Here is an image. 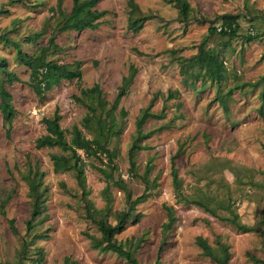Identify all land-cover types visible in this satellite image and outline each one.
<instances>
[{
    "label": "rangeland",
    "instance_id": "1",
    "mask_svg": "<svg viewBox=\"0 0 264 264\" xmlns=\"http://www.w3.org/2000/svg\"><path fill=\"white\" fill-rule=\"evenodd\" d=\"M12 1L0 0V12L7 11L0 15V37L8 34L27 54L47 47L57 27L58 0ZM134 1L143 14L156 16L137 34L128 26L129 0H102L95 10L108 14L98 29L57 35L60 50L50 59L71 67L79 62L82 81H63L44 99L28 86L30 70L19 63L15 46L0 40V59L21 80L6 86L16 111L10 137L0 108V264H131L95 247L94 240L102 235L87 215L89 209L97 212L95 216L107 214L109 223L116 225L118 215L128 209L126 193L115 184L121 181L134 199L147 196L136 208L135 214L142 215L139 221L130 220L116 235L138 264H156L168 208L175 221L162 264H217L204 255L198 238L214 249L227 244L230 264H257L251 256L264 260V0H188L193 8L188 23H181L178 9L165 0ZM72 7L73 0H63L67 13ZM227 14L239 17L238 36L211 37L206 46L224 61L226 78L221 84L207 81L202 89L203 79L190 78L186 83L177 58L196 55L209 29L222 25ZM252 27V36L258 37L250 41ZM30 36H35L34 43L27 41ZM131 66L138 72L116 112L123 126L108 143L117 155L115 181L107 182L97 170L107 168L105 156L104 161L84 156V192L73 172H54L51 156L65 155L60 149L36 148L37 140L47 134L43 120L58 109L69 141L74 126L92 139L83 126L88 109L76 97L99 85L103 98L112 104ZM152 100V113L164 117L144 125L149 138L142 144L147 149L137 155L133 170L129 150L138 135L136 122ZM122 108L127 116L121 120ZM36 165L45 174L41 190L48 189L49 219L29 232L26 223L33 197L28 177ZM174 167L185 202L175 191ZM199 201L222 217L233 211L255 231L240 233L198 206ZM43 235L48 237L41 240Z\"/></svg>",
    "mask_w": 264,
    "mask_h": 264
},
{
    "label": "trees",
    "instance_id": "2",
    "mask_svg": "<svg viewBox=\"0 0 264 264\" xmlns=\"http://www.w3.org/2000/svg\"><path fill=\"white\" fill-rule=\"evenodd\" d=\"M102 0H73V7L69 13L63 8V0H58L57 8V27L56 31L51 35L49 44L47 47H40L35 53L27 54L22 48L13 42L8 34H4L0 37L4 43H10L15 46L16 55L19 63L30 70L28 86L32 89L35 95L44 99L46 94L51 92L55 87L61 85L63 81H82V72L79 68L80 63H75L74 67L70 65L61 64L58 61L52 60L51 55L60 50V47L56 43V37L59 33H66L70 31L82 32L84 30H96L101 26L100 20L104 18L108 12L95 10L97 5ZM24 0H13L12 3H23ZM166 3L174 5L179 12V21L181 23H188L193 19V8L188 0H165ZM130 16H129V29L137 34L139 33L145 23L149 20L155 19L154 14H143L139 5L134 0H129ZM7 11H1V14ZM238 16L227 14L222 17L223 29L219 31L220 26H214L209 29V36L199 46V51L191 58L179 57L178 62L182 75L186 77V83L189 84L188 79H203L201 89L206 85L207 81L211 83L221 84L226 78V67L224 61L220 58L219 54H215L212 49H207L208 39L211 37L219 36L221 38L234 39L238 36L240 25L238 23ZM199 21L203 22L202 19ZM254 29L252 27L250 28ZM46 31V28H44ZM255 34V33H254ZM249 32L248 40L252 41L256 39ZM29 43H34L35 36H30L27 40ZM264 59V56H263ZM1 72L4 73V77L1 76ZM137 69L134 66L130 67L129 76L123 79V84L119 89L118 95L114 102L110 104L105 98H103L102 90L99 85H95L93 88L81 90V98L76 97L77 101L84 103L88 109V114L83 121L84 128L93 134V138H88L84 131L78 126H74L71 135L72 138L69 141L66 137V132L61 128L60 122L62 115L58 109L55 111L53 117L45 118L43 120L47 134L40 137L36 142L37 149L44 148H58L63 154H54L51 156V160L54 165L55 173L73 172L76 176L83 191H86V174H85V161L83 157L98 158L104 161V156L107 158V162L104 164L107 168H97L99 173L105 178L107 182H113L114 173L118 169L115 159L117 157L114 151L108 148L109 140L118 136L119 128L123 126V120L127 116V112L122 108L120 109L121 122L117 121V110L121 104L123 98L129 94L130 87L132 86L135 77L137 75ZM15 82H21L18 76L7 69V63L5 60L0 59V108L4 117L5 126L7 128V136L10 137L12 124L16 117V111L13 107L12 94L6 89V86L13 85ZM200 89V90H201ZM264 101V96H263ZM155 100H152L150 105L143 109L137 119L136 126L138 129V135L133 142L129 150V159L131 169H136V158L140 151L147 149L142 142L149 138L144 132L143 127L149 119H162V114L155 115L152 113V107ZM33 174V176H32ZM45 176L40 172L39 165H36L28 177L29 188L31 196L33 197L31 219L27 221V229L29 232L33 231L38 223L49 219V215L46 214V202L47 187L41 190L42 179ZM172 176L175 186L176 194L180 202H185L181 196V180L179 178L178 170L174 167L172 170ZM120 189L126 193L128 209L122 211L118 215V223L112 225L108 221L107 214L93 212L89 209L87 212L88 218L92 220L94 224L98 226L101 232L102 238L100 240L95 239V247L101 248L103 252H113L119 256L125 258L131 264H138V261L134 255L127 251L123 244L116 241V235L125 230V225L130 220L138 222L141 218V214H135L138 204H142L147 200L146 195L133 198L132 192L127 188L123 181L115 183ZM192 203V202H190ZM197 205L205 209L210 215L216 217L222 222L229 223L237 229L240 233H251L255 229L247 226L239 221V217L233 211L231 216L222 217L218 212L210 207L203 201L197 202ZM5 206L3 204L2 214L5 215ZM43 216V217H42ZM42 217V218H41ZM175 221V216L171 208H168V222L164 226L163 243L160 246L157 254L156 264H162V255L167 245L168 234L171 230L172 224ZM12 230L16 233L14 220L10 221ZM263 234V233H262ZM264 236V234H263ZM48 236H40L41 240L46 239ZM198 246L203 250L205 256L214 260L217 264H230L231 253L229 246L225 243H219L217 249L204 239L198 238ZM136 245H140L137 242ZM26 249L29 244L25 245ZM253 262L257 264H264V260H259L251 256Z\"/></svg>",
    "mask_w": 264,
    "mask_h": 264
},
{
    "label": "built area",
    "instance_id": "3",
    "mask_svg": "<svg viewBox=\"0 0 264 264\" xmlns=\"http://www.w3.org/2000/svg\"><path fill=\"white\" fill-rule=\"evenodd\" d=\"M223 29L226 30V28H222L221 26L218 28L219 31H222ZM250 33H251L252 35H254V33H255L254 29H251V30H250Z\"/></svg>",
    "mask_w": 264,
    "mask_h": 264
}]
</instances>
